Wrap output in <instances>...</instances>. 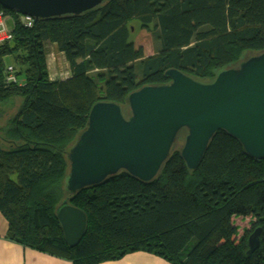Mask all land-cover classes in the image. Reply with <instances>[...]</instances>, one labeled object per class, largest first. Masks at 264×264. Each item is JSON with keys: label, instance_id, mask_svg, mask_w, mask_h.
<instances>
[{"label": "trees", "instance_id": "obj_1", "mask_svg": "<svg viewBox=\"0 0 264 264\" xmlns=\"http://www.w3.org/2000/svg\"><path fill=\"white\" fill-rule=\"evenodd\" d=\"M0 11L14 18L13 39L0 48V212L11 241L72 264L136 252L171 264H264V159L222 131L196 172L175 148L151 183L121 172L80 191L70 204L85 212L88 228L76 247L55 214L68 199V152L92 107L114 102L127 112L128 96L169 83V69L207 83L264 53V0H106L32 27ZM140 30L151 34L153 55L136 46ZM50 46L64 56L67 75L50 77ZM248 216L251 230L240 236L233 219ZM257 229L260 247L250 254Z\"/></svg>", "mask_w": 264, "mask_h": 264}, {"label": "water", "instance_id": "obj_2", "mask_svg": "<svg viewBox=\"0 0 264 264\" xmlns=\"http://www.w3.org/2000/svg\"><path fill=\"white\" fill-rule=\"evenodd\" d=\"M106 0H0V6L36 21L80 16ZM169 83L149 85L131 93L127 112L114 102L96 103L86 128L68 152V199L56 209L64 239L76 247L84 238L88 218L70 204L80 191L126 172L155 181L180 137L179 153L191 172L204 161L219 132L238 141L246 154L264 159V53L201 82L181 70L165 73ZM261 229L248 240L249 253L260 247Z\"/></svg>", "mask_w": 264, "mask_h": 264}, {"label": "crops", "instance_id": "obj_3", "mask_svg": "<svg viewBox=\"0 0 264 264\" xmlns=\"http://www.w3.org/2000/svg\"><path fill=\"white\" fill-rule=\"evenodd\" d=\"M9 224L0 212V264H72L71 261L49 253L26 247L11 241L8 236ZM102 264H171L155 255L136 252L123 259Z\"/></svg>", "mask_w": 264, "mask_h": 264}, {"label": "rangeland", "instance_id": "obj_4", "mask_svg": "<svg viewBox=\"0 0 264 264\" xmlns=\"http://www.w3.org/2000/svg\"><path fill=\"white\" fill-rule=\"evenodd\" d=\"M192 21V17L190 14L184 15L183 22L185 25H190ZM136 46H142L144 48V52L146 56L153 55L156 53L155 51V45L152 40V36L149 32L146 30H140L138 31L136 38H135ZM50 55L48 57V66H49V72L50 77L55 78L57 76L61 75H67L68 71V65L66 63V60L64 56L57 52L55 47L50 46ZM257 53H252V55H256ZM251 56V54L249 55ZM185 141V134L179 138L177 142V147L179 149L182 148ZM253 218L251 216L248 217H235L234 223L239 228V235H243L245 233V230H251V220Z\"/></svg>", "mask_w": 264, "mask_h": 264}, {"label": "built area", "instance_id": "obj_5", "mask_svg": "<svg viewBox=\"0 0 264 264\" xmlns=\"http://www.w3.org/2000/svg\"><path fill=\"white\" fill-rule=\"evenodd\" d=\"M21 22H23L26 26L32 27L35 19L30 16L20 15ZM13 26H14V18L3 12L0 11V48L3 44L13 39ZM8 72L12 74L10 76V80H15V76H13V67H8Z\"/></svg>", "mask_w": 264, "mask_h": 264}]
</instances>
